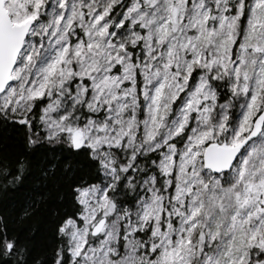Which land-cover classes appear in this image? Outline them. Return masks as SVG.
<instances>
[{
    "label": "snow or ice",
    "instance_id": "snow-or-ice-1",
    "mask_svg": "<svg viewBox=\"0 0 264 264\" xmlns=\"http://www.w3.org/2000/svg\"><path fill=\"white\" fill-rule=\"evenodd\" d=\"M0 264H264V0H0Z\"/></svg>",
    "mask_w": 264,
    "mask_h": 264
}]
</instances>
